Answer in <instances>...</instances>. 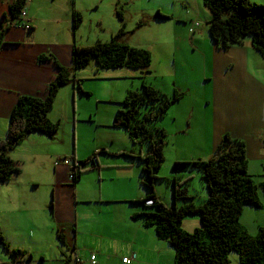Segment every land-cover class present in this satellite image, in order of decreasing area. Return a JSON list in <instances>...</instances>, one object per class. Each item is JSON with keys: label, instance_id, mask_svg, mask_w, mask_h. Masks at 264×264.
<instances>
[{"label": "crops", "instance_id": "crops-1", "mask_svg": "<svg viewBox=\"0 0 264 264\" xmlns=\"http://www.w3.org/2000/svg\"><path fill=\"white\" fill-rule=\"evenodd\" d=\"M13 1L0 0V24L1 17L8 15V7ZM250 1L264 5V0ZM180 2L184 7L179 15H171L161 5L151 10L155 8L179 25L187 26L189 33V25L194 21L188 14L196 0ZM135 4V0H29L25 7L27 28L13 26L5 29L0 47V139L7 137L6 125L19 97L41 100L46 97L47 87L56 74L53 61L62 67L72 68L71 53L74 46L87 47L97 41L107 42L119 30L120 23L127 28L133 15L139 19L144 17L141 11H131ZM116 11L121 12L122 22L118 21ZM73 13L81 16V23L76 29L72 28ZM201 32H205V28H197L189 35L192 37ZM211 44L215 52L220 50L209 68L213 88L217 86L218 94H229V97L220 99L213 94L215 112L211 124L213 122L215 132L212 130L204 150L206 157L198 160L210 158L209 151L213 152L221 139V133L216 134V121L219 122L218 113L222 102V106L230 109L228 115H223L225 121L240 130L234 132L227 126L228 129L223 132H230V136L244 142L248 161L256 160L264 166V84L256 76L247 73L246 69L250 61L256 63L263 56L253 49L250 36H245L241 43L233 44L225 50L217 48L212 41ZM146 50L151 52L148 48ZM42 57L49 59L43 60ZM227 65L231 67L225 70L224 66ZM149 68L148 73L133 70L128 74L132 79H138L140 84L151 85L169 96L167 93L170 89L162 91L160 85L147 80L152 76ZM119 69L127 68L104 70L91 64L74 72V79L87 95L79 92L72 84L60 88L48 119L55 123L54 118H66L71 112L75 117L79 112V98L93 95L92 87L85 84L119 80L121 76H126L119 74L122 72H112ZM260 71L264 72V64ZM238 74L250 86L249 95L246 97L244 94L239 101L232 93V76ZM71 99L75 100L76 113L75 108L70 110ZM97 100L106 98L99 97ZM111 101L115 102L117 112L120 109L117 106H121L122 101ZM170 108L158 122L166 134L168 125L165 121L169 117ZM57 110L59 114H56ZM25 139L9 153L20 173L0 183V234L9 246V251H20L22 254L12 255L0 247V264H64L74 250L78 252L81 264H87L90 254L95 256V264H123V258H131L130 264H174L173 252L168 255L167 244L156 238L152 228H145L140 219H132L134 214L142 213L144 209L130 202L140 200L147 194L140 186L143 164L135 157L139 151L142 154L145 152L144 145H133L128 138V147H102L93 151L96 152L94 158L98 167L93 169L88 162L80 168L79 177L70 181V167L59 160L53 162L54 156L49 153L21 149ZM29 142L32 146L35 143L34 140ZM69 160L78 161L74 151ZM29 164L33 167V176H29L32 172L26 171ZM34 167L39 169L34 172ZM114 169H125L128 175L117 179L112 171ZM134 171H138V180H130ZM137 183L138 189L135 186ZM186 195L193 197L189 189ZM180 204L177 202V205ZM183 224L181 228L188 231ZM193 224L196 228L197 223L194 221ZM246 230L250 235H256L258 227L249 230L246 227ZM229 260L232 264H239L234 253L229 254Z\"/></svg>", "mask_w": 264, "mask_h": 264}, {"label": "trees", "instance_id": "trees-1", "mask_svg": "<svg viewBox=\"0 0 264 264\" xmlns=\"http://www.w3.org/2000/svg\"><path fill=\"white\" fill-rule=\"evenodd\" d=\"M202 3L210 13L207 31L217 48L225 50L241 43L245 36H250L253 49L264 57L263 5L250 0H202ZM26 4V0H14L8 7V15L1 17L0 47L4 30L25 12ZM115 14L118 21L122 22L121 12L116 11ZM72 17V28L76 29L81 23V16L73 13ZM155 18L171 19L159 11L154 13ZM141 24L138 23L137 27ZM126 34L124 24L120 23L119 30L109 41H97L87 47L74 46L71 53L72 68L62 67L53 61L56 74L47 87L44 99L19 97L9 116L7 137L0 139V183L20 173L17 163L9 156L16 144L30 134L43 135L50 140L56 137L59 123L51 122L48 113L59 89L72 84L79 92L86 94L74 79V72L95 64L104 70L127 68L148 73L150 53L126 45L123 41ZM140 87L137 91L126 93L111 126L123 129L131 144L145 146V152L142 154L139 151L135 157L143 164L140 186L147 194L140 200L130 202L144 209L142 213L134 214L132 219H140L145 228H152L156 238L172 249L174 264H232L230 253L237 256L239 264H264V227H259L256 235H250L239 219L245 206L261 209L259 192L264 196V180L255 185L248 174L244 142L224 134L215 146L212 157L173 163V173L186 166L200 169L207 196L203 203L195 204L193 198L186 195L185 180L178 182L175 178L167 180L158 177L164 161L163 150L167 137L158 122L180 100L181 94L174 91L172 96H166L145 83H141ZM95 155L96 152H93L83 161L72 162H78L82 167ZM159 180L172 184V208L155 195L154 186ZM147 200H151L152 205L145 206ZM177 202L181 204L177 205ZM188 216H198L200 221V228L191 233L181 228L182 221ZM0 247L12 255L22 254L20 251H9L1 234Z\"/></svg>", "mask_w": 264, "mask_h": 264}, {"label": "rangeland", "instance_id": "rangeland-1", "mask_svg": "<svg viewBox=\"0 0 264 264\" xmlns=\"http://www.w3.org/2000/svg\"><path fill=\"white\" fill-rule=\"evenodd\" d=\"M180 1L135 0L136 4L131 8V11H141L144 17L139 19L138 16L133 15L131 23L125 28L128 33L123 41L130 47L150 49L151 65L149 71L152 72V76H150L151 79L147 80L160 85L162 91L170 89L171 91L167 93V95L170 94L169 96H172L173 89L181 94L180 100L171 106L169 117L165 118L168 131L166 145L163 150L164 161L158 171V177L167 180L175 178L178 182L185 180L187 182L186 189L187 191L189 189V193L193 196V202L201 204L206 199L203 197L204 195L207 196V190L201 179L200 169L194 166H186L179 172L173 173L172 165L174 162H190L196 161L200 157H206L204 150L208 146L212 130L215 132L213 122L211 124L212 115L215 112L213 94L214 97H220V99L224 96L229 97V94H218L219 88L217 86H215V89L213 88L214 83H212V78L209 76V68L214 64L216 55H219L217 52L220 50L215 52L211 44L206 25L210 13L203 7L201 0H196L188 15L193 18L192 21H198L197 28H205V32L195 33L191 37L187 33V26L179 25L173 19H153L157 9L151 10V8L158 5H161L171 15H179L184 7ZM196 12L197 15H195ZM138 23L142 24L137 27ZM250 62V65H247L246 68L247 73L253 77L256 76L264 84V72L260 71L262 64H264V57L258 59L256 63ZM230 67L231 65H227L224 66V69L228 70ZM132 71L131 69L112 71L122 72L119 74L126 75L121 76L119 80L104 83H86V86L92 87L93 95L90 94V97L85 95V97L79 98V112L77 113L75 100H70V110L72 111L75 108V117L71 112L66 118H54V122L58 121L60 123L56 139L49 140L39 134H30L25 139L21 149L49 153L54 156L53 162L58 160L61 162L64 158L69 159L73 151L75 152V158L78 161H83L93 151H97L102 147L117 149V147L130 146L124 130H116L111 127L117 109L115 102H112L111 99L123 101L127 91H137L141 88L140 81L132 79L128 74ZM232 79L234 89L231 92L234 98L239 101L244 94L247 97L250 90L249 84L243 81L240 74L236 77L232 76ZM99 97L106 98V100H97ZM117 107L121 108L119 105ZM229 111L228 106H222L221 102V109L218 113L219 122L216 121L218 127L216 134L221 133L220 137H223L224 134L230 135V132H223L228 129L227 126L234 132H240L231 123L225 121L223 115H228ZM56 114H59V110L56 111ZM173 118L174 120H171ZM7 126L8 123L6 128ZM30 140L35 141L33 146L30 144ZM208 155L211 157L213 152L209 151ZM247 162L248 174L251 175L254 184L258 185L259 181L264 180L263 163L256 160H247ZM26 167L27 172H32L29 176H33L32 165L29 164ZM38 169L39 167H34V172ZM135 170L137 169L135 168ZM46 171L50 172L51 170L46 169ZM112 171H114L117 179L128 175L125 169H114ZM138 177V171H134L130 180H138ZM25 180L27 179L25 178ZM171 185L159 180L154 186V192L160 197L159 199L170 208L173 207ZM135 186L138 189V183ZM259 198L262 204L261 209L245 206L240 215V221L248 230L264 227V196L260 192ZM194 221L197 223L196 228H200L198 216L184 218L182 223H184L185 229H188L185 232L191 233L196 229L194 228ZM166 250L169 252V256L173 252L168 245Z\"/></svg>", "mask_w": 264, "mask_h": 264}, {"label": "built area", "instance_id": "built-area-1", "mask_svg": "<svg viewBox=\"0 0 264 264\" xmlns=\"http://www.w3.org/2000/svg\"><path fill=\"white\" fill-rule=\"evenodd\" d=\"M29 0H26V2L28 3ZM25 12H22L20 14V17L19 19H16L15 21L12 22V24L9 26L10 27H25L27 28V25H26V22H25ZM198 27V22L194 21L192 22L190 25H189V29H188V32L189 34L193 33V31ZM61 163L64 164L65 166H68L70 168L73 169V173H71L69 176H68V179L70 181H73V175H74V172H78L81 168L80 164L78 162H72L71 160L69 159H62L61 160ZM90 163H91V167L95 168L97 166V162L94 158H92L90 160ZM145 206H150L152 205V201L151 200H147L144 202ZM134 258V256H132V259ZM131 262V258H123L122 259V263L123 264H130ZM64 264H81V260H80V257H79V254L78 252H76V250L72 251L71 255L69 256V258L65 261ZM87 264H95V256L94 254H90L89 255V258H88V261H87Z\"/></svg>", "mask_w": 264, "mask_h": 264}, {"label": "flooded vegetation", "instance_id": "flooded-vegetation-1", "mask_svg": "<svg viewBox=\"0 0 264 264\" xmlns=\"http://www.w3.org/2000/svg\"><path fill=\"white\" fill-rule=\"evenodd\" d=\"M91 168H92V167H91ZM78 172H79V171H78ZM78 172H76V173L74 172V175H73V179H72V180H75V178L77 177V173H78ZM71 173H73V172L70 171V173L68 174V176H69Z\"/></svg>", "mask_w": 264, "mask_h": 264}]
</instances>
